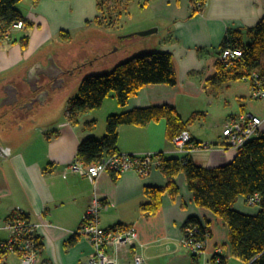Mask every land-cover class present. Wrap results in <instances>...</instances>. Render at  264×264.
Here are the masks:
<instances>
[{
    "label": "crops",
    "instance_id": "1",
    "mask_svg": "<svg viewBox=\"0 0 264 264\" xmlns=\"http://www.w3.org/2000/svg\"><path fill=\"white\" fill-rule=\"evenodd\" d=\"M22 3L24 5L19 10L32 24L28 28L30 39H38L42 43L60 37L62 33L66 34L65 38H71L72 33L102 22L105 15L96 0H23ZM193 9H196L194 0H145L140 12L146 13V17L138 24L139 28L112 40L116 42L156 29V40L139 35V39H143L135 40L140 42H136L134 51L127 53L122 60L143 52L169 53L176 76L174 86H146L123 107L105 100L99 110L80 115L76 124L69 120L68 110L62 120H54L44 126L18 122L35 108V103L44 104L46 101L48 95L45 93L49 94V91L42 87L41 75L44 82L49 81L53 85L57 80H63L64 70L52 54L33 61L17 82L1 83L0 226L6 220L18 217L39 225L36 235L40 249L34 264H88L91 247L73 233L80 227L94 195L104 205L100 212L101 226H133L138 237L136 250L142 253L148 264H192V254L183 240V227L189 218H197L209 230L201 256L204 261H210L221 250L219 255L222 258H230L227 264L231 260L243 264L231 255L224 222L194 204L182 174L172 178L177 195H162L159 212L146 216L140 212V206L148 203L144 189L167 185L161 170H154L144 177L133 171L121 174L105 172L91 183L68 169L72 162L78 160L77 150L83 140L90 137L101 139L105 135L108 116L135 109L174 108L184 122H189L186 130L195 141L221 143L219 134L226 121L245 115L261 118L258 136L264 135V98L252 99L250 82L212 80L216 75L220 47L228 31L245 35L264 18V0H206L194 14ZM126 12L120 11L118 20ZM244 40L247 41L246 38ZM20 60L11 61L6 68L18 65L24 59ZM119 62L122 61H116L111 67ZM46 63L52 65L55 74H42L40 71L29 74L31 68L37 69ZM29 77H32L33 86L27 85ZM13 89L18 93L17 101L12 104ZM23 98L27 101H21ZM37 98L43 99V103ZM32 100H35L33 106L29 105ZM26 129H32L34 136L24 137ZM166 131L164 120L144 127L120 126L117 153H160L165 159L184 157L168 141ZM203 153H211L205 162L193 157L198 153L189 158L197 166L211 169L231 162L237 152L215 147ZM233 208L248 216L259 213L255 207L238 201ZM4 232L0 230V235ZM5 239L0 237V240ZM134 252V249H129L122 253L119 264H131ZM0 264L22 262L17 254L6 253L0 258Z\"/></svg>",
    "mask_w": 264,
    "mask_h": 264
},
{
    "label": "trees",
    "instance_id": "2",
    "mask_svg": "<svg viewBox=\"0 0 264 264\" xmlns=\"http://www.w3.org/2000/svg\"><path fill=\"white\" fill-rule=\"evenodd\" d=\"M22 1L0 0V42L4 40L5 33L18 22H22L25 28L32 27L17 8ZM205 1L194 0L200 5L192 10V14L200 10ZM226 47L240 50L242 56L228 65L217 63L216 75L212 78L214 82L247 80L253 72L264 78V18L245 35L228 31L220 51ZM157 84H176L171 55L165 52L137 54L115 65L110 73L85 78L79 86L78 95L70 102L68 118L76 124L80 115L99 110L110 95L123 107L140 89ZM161 120L166 123V137L170 143L175 136L186 130L189 123L184 122L170 106L112 114L106 119L105 135L101 139L90 137L83 140L77 150V159L91 164L104 155L117 154L120 126L144 127ZM236 152L231 162L211 169L197 166L190 158L183 164L178 158L163 157L161 172L167 179V185L161 188H145L144 195L148 203L140 206V212L146 216L156 215L161 207L162 195H177L178 191L172 178L182 174L188 190L192 193L194 204L212 212L224 222L232 257L243 264H264V135L255 137ZM253 195L259 196L257 215L248 216L234 210L233 206L239 198ZM188 226L198 228L199 235L196 238L205 244L201 222L197 218H189L183 232ZM71 243L73 242L70 241ZM38 248L40 249L39 241ZM5 254L6 252L0 251V258ZM210 261L211 264H227L226 259L219 255H214ZM192 264H197L193 255Z\"/></svg>",
    "mask_w": 264,
    "mask_h": 264
},
{
    "label": "built area",
    "instance_id": "3",
    "mask_svg": "<svg viewBox=\"0 0 264 264\" xmlns=\"http://www.w3.org/2000/svg\"><path fill=\"white\" fill-rule=\"evenodd\" d=\"M195 7L200 4L194 2ZM22 22L12 26L13 29H22ZM242 56L240 50L226 47L220 51L217 63L228 65L234 59ZM251 85V97L254 100L264 98V78L253 72L247 79ZM261 118L253 115H245L239 119H229L221 131V143L196 142L191 134L184 130L175 136L171 143L174 149L184 155L180 158L183 164L188 162L189 156L195 153L207 152L215 147H225L234 151L241 150L246 143L259 134ZM163 155L159 153L145 154H111L104 155L98 161L85 164L80 160L72 162L68 169L71 173L86 178L91 183L105 172L121 174L133 171L139 176L149 175L154 170H161ZM249 207H258L259 196L253 195L237 200ZM104 208L100 199L94 195L86 209L85 217L80 227L73 233L74 236L87 241L91 247L88 264H119L122 253L134 249L131 264H148L142 253L138 252V237L136 229L131 225H123L115 228H104L100 224V212ZM39 225L31 223L28 219L18 217L6 220L0 230L8 234L7 239L0 240V251L15 253L19 256L22 264H34L39 254L36 230ZM203 236L208 238L209 230L201 223ZM197 227L188 226L183 232V240L191 254L196 257L202 256L204 243L199 242ZM142 246H139V248ZM204 264H211L204 261Z\"/></svg>",
    "mask_w": 264,
    "mask_h": 264
},
{
    "label": "rangeland",
    "instance_id": "4",
    "mask_svg": "<svg viewBox=\"0 0 264 264\" xmlns=\"http://www.w3.org/2000/svg\"><path fill=\"white\" fill-rule=\"evenodd\" d=\"M96 1L104 11L105 15L103 21L97 24H90L87 28L82 29L78 33H72L71 38L57 36L43 43L38 42L40 41L38 39L31 40L30 32H28V28H25L24 24L23 30H15L11 27V29L5 33L4 40L0 42V92H2V82H17L16 80H18V77L24 74L27 67H29L33 61L47 54H52L56 62L64 69V75L62 77L64 81L62 86L52 89L53 84H47L48 86H46V88L49 94L44 104L35 103V108L30 110L26 116L21 117L22 119H19L18 122L26 125L35 123L44 126L50 124L49 122L51 121L62 120L67 110H69L71 100L78 95V89L82 81L89 76L110 73L115 67V65L113 67H111V65L116 61H126L122 60L125 55L130 51H134V44L140 42L135 40L143 39L142 37L139 39V32L138 35H134L133 37H126L112 42L116 37L133 33L135 31H130L139 28L138 24L146 17V13L140 12V7L144 6L145 0ZM23 5L24 3L21 2L18 4L17 8L19 9L20 7L22 9ZM120 11L127 12L118 20L117 14ZM98 24L100 26H98ZM155 36L154 33L145 36V38L156 40L157 37ZM24 38L26 39L24 40ZM15 45L17 47L12 48ZM18 59H21L20 61L24 60L18 65L9 66L8 69L6 68L7 64L11 61L15 62ZM111 96L112 95L106 99V102L115 104L116 101ZM24 99L27 101L26 98L21 99V101ZM21 101L19 103H21ZM221 131L219 136L221 135ZM23 135L24 137L34 136V134H32V129L24 130ZM202 142L213 143L208 140ZM210 154L211 153L204 154L202 152L193 157L205 162ZM228 163L229 162H226L222 166ZM0 237H2V239L7 238L8 234L4 232ZM220 251L221 250H218V255ZM229 259L230 258L226 261ZM198 263L204 264V259H202L201 256L198 257ZM229 264L240 263L231 260Z\"/></svg>",
    "mask_w": 264,
    "mask_h": 264
},
{
    "label": "flooded vegetation",
    "instance_id": "5",
    "mask_svg": "<svg viewBox=\"0 0 264 264\" xmlns=\"http://www.w3.org/2000/svg\"><path fill=\"white\" fill-rule=\"evenodd\" d=\"M47 63L46 64H44V65H39L38 67H37V69H35V68H31L30 70H29V74L31 73H34V72H36V71H40L42 74L44 73H47V74H49V75H53V74H55L56 73V70H53V67H52V65H50V64H48L47 66ZM60 67H61V65H59ZM62 70H64L63 68H62ZM33 77V76H32ZM32 77L30 78H28V81H26V82H28V84L27 85H31V86H33V84H32ZM41 78V85H42V87L45 89L46 88V86H48L49 84H53L52 82H49V81H46V82H44V80H45V78L43 77V75H41L40 76ZM60 81H58L57 80V82H56V84H58ZM48 84V85H47ZM24 93V92H23ZM26 93H28V90L26 91Z\"/></svg>",
    "mask_w": 264,
    "mask_h": 264
},
{
    "label": "water",
    "instance_id": "6",
    "mask_svg": "<svg viewBox=\"0 0 264 264\" xmlns=\"http://www.w3.org/2000/svg\"><path fill=\"white\" fill-rule=\"evenodd\" d=\"M157 30L156 29H150V30H147V31H143V32H140L139 33V35L140 36H148V35H151V34H154L155 32H156ZM60 82L58 83V84H54V85H52V89H54V88H56V87H60L61 85H62V82H63V80H59ZM14 91H13V93H14V99H13V102H11L12 104L13 103H15L16 101H17V90L16 89H13ZM46 95H48V92H46L45 93ZM39 97V96H38ZM43 99L45 98V97H42ZM43 99H39V98H37L36 100L38 101V102H40V103H43ZM35 103V100H32L31 101V103H29V105H31V106H33V104Z\"/></svg>",
    "mask_w": 264,
    "mask_h": 264
}]
</instances>
